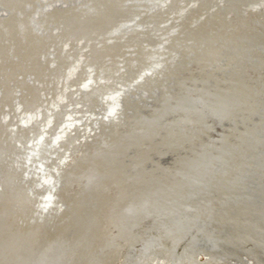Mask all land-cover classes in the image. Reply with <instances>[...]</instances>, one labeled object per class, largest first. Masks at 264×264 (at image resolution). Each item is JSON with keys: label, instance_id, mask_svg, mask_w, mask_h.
Segmentation results:
<instances>
[{"label": "water", "instance_id": "obj_1", "mask_svg": "<svg viewBox=\"0 0 264 264\" xmlns=\"http://www.w3.org/2000/svg\"><path fill=\"white\" fill-rule=\"evenodd\" d=\"M238 264H264V164Z\"/></svg>", "mask_w": 264, "mask_h": 264}]
</instances>
